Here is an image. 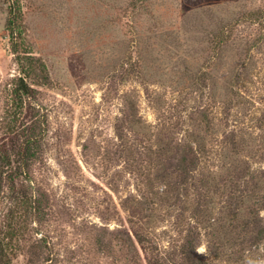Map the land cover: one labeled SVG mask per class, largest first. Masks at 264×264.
Returning a JSON list of instances; mask_svg holds the SVG:
<instances>
[{
    "label": "rangeland",
    "instance_id": "374dc122",
    "mask_svg": "<svg viewBox=\"0 0 264 264\" xmlns=\"http://www.w3.org/2000/svg\"><path fill=\"white\" fill-rule=\"evenodd\" d=\"M138 1L0 0V230L45 235V264H264V0ZM11 8L49 74L32 185L16 174L21 113L7 116ZM32 189L35 214L17 198Z\"/></svg>",
    "mask_w": 264,
    "mask_h": 264
},
{
    "label": "trees",
    "instance_id": "16d2710c",
    "mask_svg": "<svg viewBox=\"0 0 264 264\" xmlns=\"http://www.w3.org/2000/svg\"><path fill=\"white\" fill-rule=\"evenodd\" d=\"M138 2H140V6L144 3V1L140 0ZM16 22V9L11 8V18L7 22V25L10 28L11 51L20 66L21 74L12 91V105L15 106V108L9 110L7 116L16 119V117L18 118L19 116V111L21 113L20 122L23 125L22 130L25 135L17 150L19 165L16 169H19L20 173L16 174L22 175L26 182H28V185H32L33 179L30 177L32 172L31 165L34 163L32 148L34 144L41 145L44 141L47 123V117L42 112L41 106L35 103L38 98V88L36 86L47 84L49 81V74L44 65L39 62V59L29 54L28 51L21 49L18 33L16 32ZM29 79H31V82ZM9 127L15 130L16 123L11 124ZM183 150L184 152L178 158L180 175L184 179L193 178L199 160L197 151L193 144L188 143L184 145ZM6 160L5 164H10L12 161L10 156H7ZM4 172L3 169H0V194L5 185H8L6 183L9 182ZM15 179L16 175L10 177L12 181L10 184L13 187H15ZM16 196L14 197L16 198ZM17 198H21L20 200L22 202H26V200L30 201L32 214H35L37 210L39 211V201L38 198L35 197L34 189H32L28 195H21V197L17 196ZM256 224L258 231L256 238L263 237L264 223L256 221ZM23 226L22 223H20V225L13 223L12 226L0 230V264H11V255L21 246L22 240L26 241L23 244V246H26L27 251L26 264H45V260L47 259L42 258L43 252L48 249V242L45 235L42 234L38 237L35 236L33 232L29 234L28 230L25 231L22 229ZM19 234L20 236L22 234V236L19 237ZM136 237L141 241V235H139V233H137ZM200 264H202V261H200Z\"/></svg>",
    "mask_w": 264,
    "mask_h": 264
}]
</instances>
